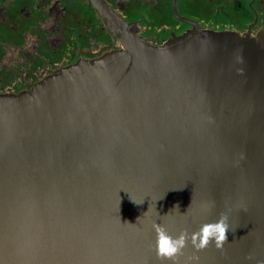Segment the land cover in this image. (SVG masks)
I'll use <instances>...</instances> for the list:
<instances>
[{
  "label": "water",
  "instance_id": "obj_1",
  "mask_svg": "<svg viewBox=\"0 0 264 264\" xmlns=\"http://www.w3.org/2000/svg\"><path fill=\"white\" fill-rule=\"evenodd\" d=\"M124 32L0 96V264H264V31ZM221 214L222 249L158 258L153 222L190 236Z\"/></svg>",
  "mask_w": 264,
  "mask_h": 264
},
{
  "label": "flooded vegetation",
  "instance_id": "obj_2",
  "mask_svg": "<svg viewBox=\"0 0 264 264\" xmlns=\"http://www.w3.org/2000/svg\"><path fill=\"white\" fill-rule=\"evenodd\" d=\"M102 1L117 26L88 0H0V96L29 92L79 61L121 50L124 30L157 45L194 28L256 43L264 31V0Z\"/></svg>",
  "mask_w": 264,
  "mask_h": 264
},
{
  "label": "clouds",
  "instance_id": "obj_3",
  "mask_svg": "<svg viewBox=\"0 0 264 264\" xmlns=\"http://www.w3.org/2000/svg\"><path fill=\"white\" fill-rule=\"evenodd\" d=\"M174 209L178 210V205ZM151 227L155 233V247L158 258L173 262L189 243L197 251L206 248L210 243L214 244L217 249H222L224 243L228 240L227 233L230 231L228 217L224 214H221L215 222L201 225L190 236L186 231H182L174 237L169 234L163 224L156 222H153Z\"/></svg>",
  "mask_w": 264,
  "mask_h": 264
}]
</instances>
